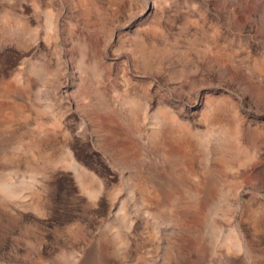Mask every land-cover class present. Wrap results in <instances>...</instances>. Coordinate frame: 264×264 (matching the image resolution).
<instances>
[{
    "label": "rangeland",
    "instance_id": "1",
    "mask_svg": "<svg viewBox=\"0 0 264 264\" xmlns=\"http://www.w3.org/2000/svg\"><path fill=\"white\" fill-rule=\"evenodd\" d=\"M0 264H264V0H0Z\"/></svg>",
    "mask_w": 264,
    "mask_h": 264
}]
</instances>
